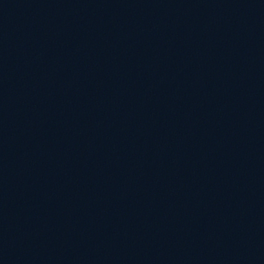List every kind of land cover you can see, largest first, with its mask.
<instances>
[{"label":"water","instance_id":"obj_1","mask_svg":"<svg viewBox=\"0 0 264 264\" xmlns=\"http://www.w3.org/2000/svg\"><path fill=\"white\" fill-rule=\"evenodd\" d=\"M0 264H264V0H0Z\"/></svg>","mask_w":264,"mask_h":264}]
</instances>
